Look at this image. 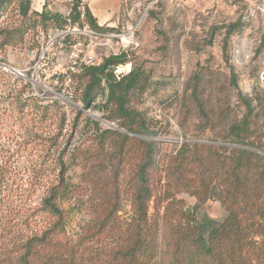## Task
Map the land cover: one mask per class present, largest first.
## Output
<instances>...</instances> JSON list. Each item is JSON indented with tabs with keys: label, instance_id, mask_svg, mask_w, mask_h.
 Instances as JSON below:
<instances>
[{
	"label": "trees",
	"instance_id": "16d2710c",
	"mask_svg": "<svg viewBox=\"0 0 264 264\" xmlns=\"http://www.w3.org/2000/svg\"><path fill=\"white\" fill-rule=\"evenodd\" d=\"M15 1L23 23L0 28V52L22 46L30 33L56 30L68 43L77 26L86 25L94 33L110 31L96 24L84 0L67 3L64 15L46 4L39 12L32 10V0H0V16ZM236 26H227L226 35ZM126 61L122 52L95 65L75 62L57 76L61 90L73 103H81L82 111L98 108V99L104 98L101 119L113 126L100 131L98 122L77 111L94 128L91 142L78 147L77 155L67 157L65 146L58 151L59 134L50 129L52 122L61 128L66 120L60 101L43 105L30 82L13 97L14 114L32 124L39 151L45 152L36 160L31 193L44 190L32 212L7 208L11 166L0 162V264H264V102L257 110L253 99L239 94L244 111L240 118L229 119L227 106L209 113L206 99L192 90L184 101L194 104L182 105L183 122L195 113L201 122L199 133L211 132V143L200 142V135L184 142L175 154H164V144L155 136L165 127L137 108L149 77L136 65L117 75L115 68ZM194 80L200 82L198 76ZM230 85L236 86L233 75ZM3 124L0 120V128ZM13 129L12 125L5 132L16 138ZM108 146L118 165L129 167L131 220L121 225L117 197L107 194L94 222L72 243L59 206L67 192L66 173L78 155L85 162L103 161ZM180 194L193 197L196 206L184 209V202L176 199ZM207 201L218 202L227 212L220 223L198 219L197 210Z\"/></svg>",
	"mask_w": 264,
	"mask_h": 264
},
{
	"label": "rangeland",
	"instance_id": "374dc122",
	"mask_svg": "<svg viewBox=\"0 0 264 264\" xmlns=\"http://www.w3.org/2000/svg\"><path fill=\"white\" fill-rule=\"evenodd\" d=\"M31 9L34 10L33 5ZM52 10L64 15L67 6L59 4ZM22 23L17 1L1 13L0 28ZM235 23V31L227 36L226 27ZM113 25L106 27L109 32L103 33H94L86 25L77 26L70 31L72 38L68 43L61 40L62 33L56 30L30 33L22 46L7 47L0 52V120L4 123L0 128V162L7 161L11 166L7 185L11 202L7 208L32 212L44 190L31 193L36 160L43 158L45 152L39 151L38 140L30 131L32 124L14 114L13 97L25 82H30L31 92L43 105L53 101L63 105L65 122L61 128L52 122L50 129L59 134L58 151L65 146L67 157L79 154L78 147L88 145L94 131L90 122L77 115V111H82L81 103H73L57 81V76L75 62L95 65L110 55L124 52L127 61L117 68L120 73L127 74L135 65L143 67L150 84L137 108L165 127L164 133L155 136L164 144V154H175L184 142L201 135V122L195 113L187 118L186 124L183 122L182 105L186 103L191 108L194 104L188 98L184 101L192 90L206 99L209 113L215 115L227 106L229 119L240 118L244 111L239 94L253 99L257 110L262 106L264 0H123L119 18ZM232 75L236 86L230 85ZM195 76L200 82L194 80ZM28 92L29 89L25 94ZM103 103L104 98H99L98 108L82 111L98 122L100 131L113 128L101 119ZM12 125L16 138L5 132ZM199 141L211 143V132L203 133ZM49 153L53 154L54 149ZM106 154L98 162L82 161L78 155L66 173L67 192L60 197L59 206L64 213L65 234L72 243L94 222L107 194L115 193L117 197L116 215L121 225L126 227L131 220L129 167L118 165L112 158L115 152L111 146ZM176 199L184 202V209L196 206L195 199L186 194ZM165 205L161 204L160 213ZM154 206L155 202L150 204V213ZM226 216L218 202L207 201L197 210L200 221L220 223ZM108 241L113 244L111 239Z\"/></svg>",
	"mask_w": 264,
	"mask_h": 264
},
{
	"label": "crops",
	"instance_id": "0c3cea01",
	"mask_svg": "<svg viewBox=\"0 0 264 264\" xmlns=\"http://www.w3.org/2000/svg\"><path fill=\"white\" fill-rule=\"evenodd\" d=\"M72 0H32L35 11H40L44 4L52 10L53 6L67 4ZM88 12L99 27H113L118 20L123 0H84ZM53 11V10H52Z\"/></svg>",
	"mask_w": 264,
	"mask_h": 264
},
{
	"label": "built area",
	"instance_id": "2783aa9c",
	"mask_svg": "<svg viewBox=\"0 0 264 264\" xmlns=\"http://www.w3.org/2000/svg\"><path fill=\"white\" fill-rule=\"evenodd\" d=\"M82 10V8H80ZM121 65H119L118 67H120ZM118 67L115 68V73L117 75H121L122 73H120L121 71L119 69H117Z\"/></svg>",
	"mask_w": 264,
	"mask_h": 264
}]
</instances>
